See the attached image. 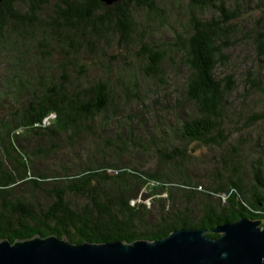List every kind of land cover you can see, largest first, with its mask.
<instances>
[{
	"label": "trees",
	"instance_id": "obj_1",
	"mask_svg": "<svg viewBox=\"0 0 264 264\" xmlns=\"http://www.w3.org/2000/svg\"><path fill=\"white\" fill-rule=\"evenodd\" d=\"M186 2L188 24L176 34L181 84L173 88L174 100L161 101L139 81L170 86L164 49L144 41L149 21L140 28L134 14L144 10L162 24L155 0L0 1L6 63L0 81L15 107L11 117L0 116V240L152 241L180 228L209 230L239 217L264 218V124L256 134L242 132L264 113L236 111L233 73L215 74L226 50L241 41L264 56V0ZM254 8L260 13L245 30L238 19ZM204 9L215 15L201 18ZM114 41L140 48L131 72L108 75L113 67L106 59L121 56L109 53ZM90 67L105 75L90 79ZM245 78L243 95L248 87L264 94L257 76ZM31 139L32 149L24 148ZM62 139L89 147L83 161L44 167ZM195 143L228 144L219 157L227 175L214 172L213 181H196L189 171L195 150L187 148ZM142 157L155 160L157 169L141 170L148 161Z\"/></svg>",
	"mask_w": 264,
	"mask_h": 264
},
{
	"label": "rangeland",
	"instance_id": "obj_2",
	"mask_svg": "<svg viewBox=\"0 0 264 264\" xmlns=\"http://www.w3.org/2000/svg\"><path fill=\"white\" fill-rule=\"evenodd\" d=\"M155 2L160 8L163 9L162 14L164 20L162 24L164 25L159 23L157 19L151 20L150 16H148L144 10H135L134 14L140 23H142L140 28H142L143 25L147 24L149 21V24L147 26L145 25L146 33L144 41L149 44L154 43L153 45H158L157 47L164 49L162 70L164 75L165 72L168 73L170 86L164 90L161 84L152 83L149 80L141 79L139 82L145 87L148 84L147 88L151 91H158L157 93H152L155 94L152 96L155 97L154 99L161 101H165L166 99L174 100L176 90H173V88H178V86H180L181 82H179V77L182 75L183 71L179 70L177 72L178 61H180V52L176 44V34L184 29V27H186L188 24V5L186 0H155ZM254 4H256V2L253 1L251 5ZM259 13V9H250L238 19L239 24L245 30H248L253 23V19L257 17ZM198 14L201 18H209L215 15V12L211 9H204L199 11ZM138 48L136 46H131L129 48H125L124 46L121 47L116 41H114L113 45L109 49V53L110 55L121 54V56H116L114 59H111L110 57L106 59L105 62L109 64L110 67H113L112 73L108 75L113 76L114 73L120 72V68H123L124 72L126 73L131 72V65H129V63L135 60V51ZM226 53L228 54L227 60L223 64L216 66L215 74L220 77L227 74L228 72L233 73L235 79V88L231 96V102H233L232 106L236 109V111H247V113L251 115L255 113H264V94H258L254 88L248 87L249 92L243 95V92H245L244 86L248 84V81H246L245 78L247 75L257 76V79L260 80V82H264V56L259 58L256 55L255 49L252 47V45L242 41L238 43L235 48L232 47L229 50H226ZM5 67V60L4 58L1 59L0 57V80L1 76H3V73L6 71ZM142 73L143 70L138 71L139 75H142ZM88 75L89 78L92 79L98 75H105V73L101 67H90ZM6 89L7 88L3 87L0 81V116L4 115L11 117V112L15 109V107L12 104V100L6 92ZM240 93L241 96L239 97ZM152 97L150 98L151 101H153ZM256 101L257 103L255 104ZM153 107L155 110L160 109L155 105ZM137 109L139 108L132 106L131 111H137ZM163 113L168 115L166 112ZM262 124H264V118L260 121L258 120L254 124H251V126L243 127L242 132L248 135H250V133L256 134L260 130ZM235 134L236 132H234L231 137V143L233 144L236 143ZM34 141V139L23 141L22 143L26 146L24 148L31 150ZM60 143L62 146L59 148L56 157H51V159L48 161H44V167L54 169L59 167V165H61L63 162L72 165L73 163L70 161L77 162L76 160L79 161V159L83 161L85 157L84 149H89V147L85 148V146H82V143L73 144L75 146L68 145V142L63 139ZM190 147L191 149L193 147L196 156L195 160L189 164V171L195 175L196 181L198 180L204 184H207L210 181H213L215 177L214 172L219 174L221 173V175H227V170L223 168L219 157L225 152L224 149L228 148V144L216 146L195 143L193 145L187 146L188 149ZM142 159H144V157H142ZM146 160L148 161L144 163V167H141V170L152 172L157 169V163L155 160H151L150 157L144 159V161ZM137 164L138 161H135L134 165ZM39 166L41 165L39 164ZM148 200H150V197H148Z\"/></svg>",
	"mask_w": 264,
	"mask_h": 264
},
{
	"label": "water",
	"instance_id": "obj_3",
	"mask_svg": "<svg viewBox=\"0 0 264 264\" xmlns=\"http://www.w3.org/2000/svg\"><path fill=\"white\" fill-rule=\"evenodd\" d=\"M100 1L110 5L117 0ZM207 231L219 236H206ZM0 264H264V218L239 217L209 230L180 228L152 241L73 243L57 235L13 242L3 238Z\"/></svg>",
	"mask_w": 264,
	"mask_h": 264
}]
</instances>
